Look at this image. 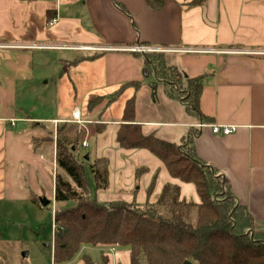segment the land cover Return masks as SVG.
<instances>
[{"label":"crops","instance_id":"crops-1","mask_svg":"<svg viewBox=\"0 0 264 264\" xmlns=\"http://www.w3.org/2000/svg\"><path fill=\"white\" fill-rule=\"evenodd\" d=\"M191 1L165 0L163 9L155 12L147 0H0V135L7 133L6 123L14 128L13 122L18 123L14 93L18 85L29 81L28 52L44 48L74 54L71 82L81 86L84 94L80 100L73 96L69 117L27 118L29 123L57 125L72 120V111L85 107L92 93L106 97L104 106L111 108L113 95L107 93L137 82L139 87L129 86L120 96L135 89L130 99L135 98L136 123L143 133L180 147L192 139L196 157L228 181L237 203L263 229L264 0H208L196 7L188 5ZM49 15L56 20L53 26ZM137 46L164 54L168 65L187 78L203 77L200 111L205 119L168 97L166 84L148 71L145 55L127 50ZM89 68H99L96 85H86L85 76H79ZM109 81L116 84L110 87ZM124 108L114 121L108 118L109 111L102 118L81 111L88 125L105 127L86 148L90 156L110 162V186L97 193V201L157 203L164 187L172 184L180 187L181 199L199 202L196 187L173 179L149 151L118 145ZM200 123L237 126L238 130L226 137L215 136L196 129ZM4 162L0 145V180H4ZM139 168L147 171L138 178ZM5 187L0 183V191Z\"/></svg>","mask_w":264,"mask_h":264},{"label":"trees","instance_id":"trees-1","mask_svg":"<svg viewBox=\"0 0 264 264\" xmlns=\"http://www.w3.org/2000/svg\"><path fill=\"white\" fill-rule=\"evenodd\" d=\"M208 0H192L188 5H204ZM151 10L159 12L165 0H147ZM48 16V22L53 20ZM149 72L166 84L168 97L180 101L191 114L203 119L200 99L203 77L187 78L169 66L164 54L148 53ZM139 83L124 85L116 96ZM101 100L100 97H98ZM90 102L89 107H93ZM122 124L117 133L118 145L126 150H147L166 167L173 179L193 184L199 202L181 199L180 187L167 184L155 204L145 208L137 203L114 201L100 204L94 194L110 186V162L106 158L80 157L86 132L94 137L104 131L98 123L81 128L62 125L57 128L54 202L74 206L56 208L54 212V263L71 261L83 246H128L130 264H264V228L259 227L246 207L237 203L228 181L201 162L192 146L185 147L145 135L136 123L135 98L127 101ZM91 159V161H90ZM87 165V166H86ZM94 180L91 186L88 170ZM147 169H137L139 178ZM156 183L148 189L150 198ZM146 205V204H145ZM167 213L170 216H167ZM83 264H95L85 258Z\"/></svg>","mask_w":264,"mask_h":264},{"label":"rangeland","instance_id":"rangeland-1","mask_svg":"<svg viewBox=\"0 0 264 264\" xmlns=\"http://www.w3.org/2000/svg\"><path fill=\"white\" fill-rule=\"evenodd\" d=\"M28 55L32 70L29 81L18 85L14 93L15 116L19 119L18 123L16 125L13 122L15 128L10 122L6 123L7 133L0 135V145H3L5 157L4 180H0V183L3 182L6 186L0 191V264H55L54 212L56 208L74 206L73 202L58 206L54 202L57 128L64 124H74L71 123V119L57 125L48 121L29 123L31 120L27 118L52 120L69 117L70 104L75 103L73 96L80 100L84 94L81 86H74L71 82L73 78L71 62L77 56L44 48L30 50ZM98 71L99 68H89L79 76H85L86 85H96ZM142 74L146 76L147 73L142 71ZM114 83L109 81L107 85L113 87L116 84ZM183 83H187L186 75ZM115 92L107 93L113 95L111 108L104 106L106 97H100L99 100L100 93L97 95L92 93L93 97L81 111L94 118L105 117L109 111V119L114 121L120 118L126 101L133 96L135 89H128L120 97L116 96ZM90 102L94 104L92 108L89 107ZM21 121L26 123L23 124ZM25 134H28V139ZM89 134L86 132L84 139L93 145L94 137ZM89 150L82 147L79 156L89 155ZM91 159L97 158L93 154ZM87 170L94 189L93 177L89 169ZM97 193L99 192L95 193L96 199ZM41 199L50 201V204L42 206ZM186 200L197 202L195 198ZM147 204L150 202L139 203L141 208L147 207ZM167 216L170 214L167 213ZM129 253L128 246L87 245L65 264H83L86 257L92 259L95 264H130Z\"/></svg>","mask_w":264,"mask_h":264},{"label":"built area","instance_id":"built-area-1","mask_svg":"<svg viewBox=\"0 0 264 264\" xmlns=\"http://www.w3.org/2000/svg\"><path fill=\"white\" fill-rule=\"evenodd\" d=\"M55 23H56V20L53 19L51 22H49V25L53 26ZM127 50H129L131 52H135V53H141V54H148V53L155 52L151 48L145 47V46L132 47V48H128ZM71 123L78 124L81 127H85L86 125L89 124L87 121H84L82 119L81 110L78 107H76L72 113ZM196 129H198L201 132L208 131L212 135H215V136H225L226 137V136L235 134L238 130V127L237 126H224V125H218V124L200 123L196 126ZM82 147L87 148L88 142L84 141L82 144Z\"/></svg>","mask_w":264,"mask_h":264},{"label":"water","instance_id":"water-1","mask_svg":"<svg viewBox=\"0 0 264 264\" xmlns=\"http://www.w3.org/2000/svg\"><path fill=\"white\" fill-rule=\"evenodd\" d=\"M86 160L89 161V155L85 156ZM41 205L46 207L50 204V201H47L46 199H41ZM183 264H193L191 261H185Z\"/></svg>","mask_w":264,"mask_h":264}]
</instances>
